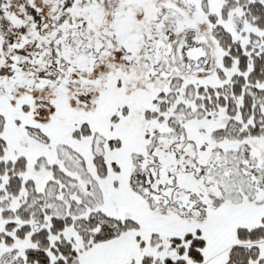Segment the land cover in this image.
<instances>
[{"label": "snow or ice", "instance_id": "obj_1", "mask_svg": "<svg viewBox=\"0 0 264 264\" xmlns=\"http://www.w3.org/2000/svg\"><path fill=\"white\" fill-rule=\"evenodd\" d=\"M0 264H264V0H0Z\"/></svg>", "mask_w": 264, "mask_h": 264}]
</instances>
